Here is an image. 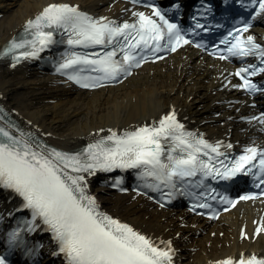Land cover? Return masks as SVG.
I'll return each mask as SVG.
<instances>
[{
  "label": "bare ground",
  "instance_id": "bare-ground-1",
  "mask_svg": "<svg viewBox=\"0 0 264 264\" xmlns=\"http://www.w3.org/2000/svg\"><path fill=\"white\" fill-rule=\"evenodd\" d=\"M52 4H68L97 16L138 13L118 0H0V123L20 146L27 142L46 155L55 150L84 159L89 157L83 152L86 146L103 142L114 148L115 142L107 139L112 133L122 137L141 127H157L173 112L175 118L234 148L264 143V118L247 121L258 110L239 88L234 66L191 47L145 65L119 85L91 91L47 73L33 58L16 64L2 57L3 45L23 30L28 32V21ZM253 32L264 42V15ZM7 139L0 134V141ZM65 171L85 177L81 186L95 198L98 212L118 216L169 251L173 264H216L250 253L264 255V230L257 234L264 222V199L240 203L218 222H209L183 208L162 209L139 194L113 191L105 172L96 174L97 169ZM4 204L1 200L0 208Z\"/></svg>",
  "mask_w": 264,
  "mask_h": 264
},
{
  "label": "snow or ice",
  "instance_id": "snow-or-ice-1",
  "mask_svg": "<svg viewBox=\"0 0 264 264\" xmlns=\"http://www.w3.org/2000/svg\"><path fill=\"white\" fill-rule=\"evenodd\" d=\"M258 7L264 10V0H260ZM135 15L139 17L138 24L124 23L122 26H113L112 21H106V18L94 20L79 11L77 7L52 4L44 9L35 21H28V26L37 29L42 26L63 28L75 37L68 40L69 44L85 47L103 45L106 43V38L110 43L118 37H123L124 45L119 49L124 53L123 63L114 59L117 51L113 50L99 59H89L87 55H73L60 66L62 69H72L76 65L92 66L93 71L103 73L95 80L103 81L115 79L122 71L130 74L124 64L128 67H139L140 61L145 59L144 56L137 59L132 53L136 49L161 51L160 42L165 36L169 44L178 46L181 41L188 43L179 34L176 25L165 21L159 11H156L155 15L167 25L166 31L144 13H135ZM247 30L245 27L244 31ZM36 36L41 48L52 42L51 32L38 31ZM224 43L228 42L224 41ZM245 43L249 47H244ZM254 48L259 49L260 45L255 44L251 36L247 37L246 41H241L237 37L236 43L232 44L228 51L233 55L247 56ZM170 50L175 51L176 48L172 47ZM28 55L34 56L36 52ZM261 56L264 57V51H261ZM225 58L220 57V59ZM133 61H135L134 65ZM261 62L264 63V59ZM259 71L264 72V68H260ZM245 72H249V69L242 68L236 75L243 81V87L255 90L256 85L242 75ZM250 75H256L255 68L250 71ZM69 78L80 82L78 75H71ZM82 86L96 87L98 84L83 83ZM182 128L183 125L177 123L173 112L165 116L157 127H141L136 131L125 133L122 137L112 133L107 139L115 142L114 148H102L103 142L89 146L87 152L91 162H82L79 156L67 157L55 150L50 155H46L44 152L34 151L27 142L20 146V141L10 137L7 131L0 128V134L8 138L7 141H0V186L18 193L25 201L24 207L32 211L33 220L40 218L48 225L59 242L60 252L66 255L68 264H171L172 256L169 251L155 246L153 241L127 224L98 212L95 198L87 195L85 188L81 186V183L85 182V177L83 175L72 177L65 169L71 167L72 171L77 173H90L97 167L110 170L113 167L146 166L148 175H157L159 170L160 175L166 176L167 179H171L172 176H194L197 171L208 168V165L197 155L201 151V146L210 147L211 151L216 153L218 148L209 145L203 139L190 142L188 137L192 134L185 135L180 131ZM169 137L175 141V146L169 151L180 148L182 152H187V158L168 155L166 159L170 164L161 161L164 152L161 139ZM97 149L100 151H96ZM246 152L247 154L241 155L231 167H225L223 172L215 170L216 174L227 179L238 172L251 171V167L246 166L255 167L253 161L257 158L258 150L250 147ZM204 155H207V152ZM259 156L261 157L259 168L264 172V151L259 152ZM206 174L210 175L211 172ZM255 198L257 197H241L243 200ZM226 202L233 206L236 203L227 200ZM201 207H210V205L202 204ZM261 230H264V222H261L257 234ZM12 238H16V233L12 234ZM0 264H5L2 256H0ZM221 264H235V262L229 259ZM238 264H264V259H257L253 255L247 260H239Z\"/></svg>",
  "mask_w": 264,
  "mask_h": 264
}]
</instances>
